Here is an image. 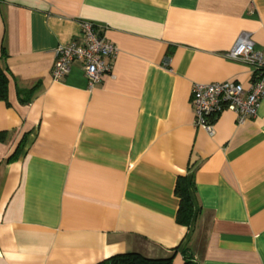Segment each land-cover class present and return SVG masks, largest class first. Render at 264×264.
<instances>
[{"label":"crops","instance_id":"1","mask_svg":"<svg viewBox=\"0 0 264 264\" xmlns=\"http://www.w3.org/2000/svg\"><path fill=\"white\" fill-rule=\"evenodd\" d=\"M83 21L118 47L92 89L81 61L51 77L55 48L79 41ZM243 32L264 47V0H0V264L173 249L181 263L183 248L199 264H264V97L242 123L218 115L213 135L190 102L194 83L250 85L249 67L224 57ZM180 175L188 226L176 220Z\"/></svg>","mask_w":264,"mask_h":264},{"label":"built area","instance_id":"2","mask_svg":"<svg viewBox=\"0 0 264 264\" xmlns=\"http://www.w3.org/2000/svg\"><path fill=\"white\" fill-rule=\"evenodd\" d=\"M80 40L58 45L51 77L60 81L70 71L73 61H81L83 72L92 89L112 70V60L118 47L98 32L90 21L81 24ZM230 61L246 64L251 72V83L244 87L234 81L194 83L190 102L194 125L209 135L214 134V120L225 111L236 115L239 123L256 114L260 100L264 97V47H257L249 33H241L233 46L224 53ZM109 59V61H106Z\"/></svg>","mask_w":264,"mask_h":264},{"label":"trees","instance_id":"3","mask_svg":"<svg viewBox=\"0 0 264 264\" xmlns=\"http://www.w3.org/2000/svg\"><path fill=\"white\" fill-rule=\"evenodd\" d=\"M6 52L3 48L0 49V101L7 104L8 98V83H9V71L6 67ZM34 88L29 90L18 89L17 94L20 96L22 102H28L31 99ZM3 136L0 133V138ZM22 142L17 146L14 153L9 157V160H14L19 155ZM174 194L179 200V207L176 216L178 223L188 226L190 225L194 216V206L188 189L186 177L178 176L174 188ZM176 249L172 250V253L163 258H150L140 253L127 252L122 254L113 255L105 260H102L96 264H199L192 252L188 248H183L181 251L182 262L176 263L174 258Z\"/></svg>","mask_w":264,"mask_h":264}]
</instances>
